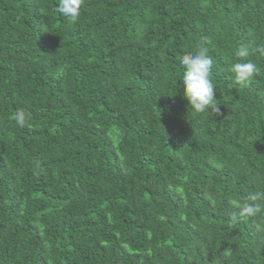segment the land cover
<instances>
[{
  "label": "trees",
  "instance_id": "obj_1",
  "mask_svg": "<svg viewBox=\"0 0 264 264\" xmlns=\"http://www.w3.org/2000/svg\"><path fill=\"white\" fill-rule=\"evenodd\" d=\"M241 45L264 0H83L76 23L0 0V264H264V201L231 220L264 192V56ZM199 47L222 115L182 95Z\"/></svg>",
  "mask_w": 264,
  "mask_h": 264
},
{
  "label": "clouds",
  "instance_id": "obj_2",
  "mask_svg": "<svg viewBox=\"0 0 264 264\" xmlns=\"http://www.w3.org/2000/svg\"><path fill=\"white\" fill-rule=\"evenodd\" d=\"M83 0H57V10L70 22L76 23L81 15ZM210 43V41H207ZM207 47H199L197 51L184 54L180 58L183 74L180 83L182 84V95L189 102V106L196 113L212 112L222 115L217 103V90L212 80L214 60L208 54ZM258 53L264 56V46H257L250 49L248 45H241L236 55L240 58H248L251 54ZM229 70L234 74L236 82L248 83L255 74L259 72L257 65L251 59H241L230 65ZM17 122L21 125L25 122V116L19 114ZM248 200L239 209V215L232 214V222L239 217H254L262 210L260 201H264V192L257 191L250 193Z\"/></svg>",
  "mask_w": 264,
  "mask_h": 264
}]
</instances>
